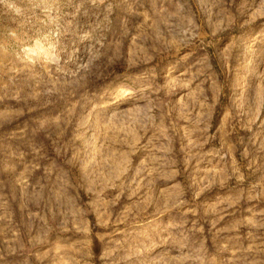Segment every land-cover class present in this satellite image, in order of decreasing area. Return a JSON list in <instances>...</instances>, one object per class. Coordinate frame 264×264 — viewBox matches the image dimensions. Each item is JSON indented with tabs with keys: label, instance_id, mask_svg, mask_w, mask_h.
Returning a JSON list of instances; mask_svg holds the SVG:
<instances>
[{
	"label": "rangeland",
	"instance_id": "374dc122",
	"mask_svg": "<svg viewBox=\"0 0 264 264\" xmlns=\"http://www.w3.org/2000/svg\"><path fill=\"white\" fill-rule=\"evenodd\" d=\"M0 264H264V0H0Z\"/></svg>",
	"mask_w": 264,
	"mask_h": 264
},
{
	"label": "bare ground",
	"instance_id": "6f19581e",
	"mask_svg": "<svg viewBox=\"0 0 264 264\" xmlns=\"http://www.w3.org/2000/svg\"><path fill=\"white\" fill-rule=\"evenodd\" d=\"M29 50H30V51H32V52H33V51H35V49H34V48H30ZM121 87H122V86H121ZM118 90H119V89H118ZM119 91H120V90H119Z\"/></svg>",
	"mask_w": 264,
	"mask_h": 264
}]
</instances>
